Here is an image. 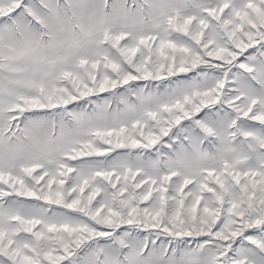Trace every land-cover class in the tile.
<instances>
[{"label": "snow or ice", "instance_id": "obj_1", "mask_svg": "<svg viewBox=\"0 0 264 264\" xmlns=\"http://www.w3.org/2000/svg\"><path fill=\"white\" fill-rule=\"evenodd\" d=\"M0 264H264V0H0Z\"/></svg>", "mask_w": 264, "mask_h": 264}]
</instances>
